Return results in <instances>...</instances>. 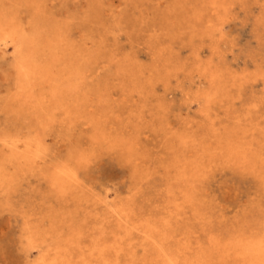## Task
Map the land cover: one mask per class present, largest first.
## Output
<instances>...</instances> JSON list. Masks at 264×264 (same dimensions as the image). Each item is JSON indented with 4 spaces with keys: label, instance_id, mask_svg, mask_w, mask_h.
I'll use <instances>...</instances> for the list:
<instances>
[{
    "label": "rangeland",
    "instance_id": "1",
    "mask_svg": "<svg viewBox=\"0 0 264 264\" xmlns=\"http://www.w3.org/2000/svg\"><path fill=\"white\" fill-rule=\"evenodd\" d=\"M208 1L0 0V264H41L42 256L54 258L58 248L69 249L76 264H113L118 258L111 248L121 239L128 252L131 239L138 244L141 259L143 234L125 232L149 218L158 226L167 218L165 229L178 237L176 246L189 243L190 258L204 254L215 264H249L240 256V241L264 239V0H217L218 15ZM12 21L41 35L36 45L43 48L45 76L33 93L20 92L19 54L13 45H2ZM67 72L79 76L76 91H66ZM61 167L73 169L77 178L63 190L54 184ZM188 190L191 201L184 195ZM213 239L218 245L211 253ZM106 245L110 250L101 257L98 249ZM125 258L123 253L121 262Z\"/></svg>",
    "mask_w": 264,
    "mask_h": 264
},
{
    "label": "bare ground",
    "instance_id": "2",
    "mask_svg": "<svg viewBox=\"0 0 264 264\" xmlns=\"http://www.w3.org/2000/svg\"><path fill=\"white\" fill-rule=\"evenodd\" d=\"M115 1V0H114ZM200 1V0H199ZM202 1V0H201ZM123 2V1H122ZM186 2H187V0H186ZM193 2V1H192ZM206 2H207V0H206ZM205 2V3H206ZM257 2H258V0H257ZM161 3H163V2H161ZM166 3V2H165ZM168 4H169V2H167ZM166 3V4H167ZM171 3V2H170ZM208 3L213 7L212 9H215V11H214V13L216 12L217 13V15H218V11H219V9H221V6L220 5H218V3H217V0H209L208 1ZM222 3V2H221ZM243 3V2H242ZM247 3V2H246ZM259 3V2H258ZM257 3V4H258ZM264 3V2H263ZM160 4V3H159ZM165 4V5H166ZM195 5V4H194ZM218 5V6H217ZM224 5V4H223ZM238 5V4H237ZM262 5V4H261ZM264 5V4H263ZM262 5V6H263ZM192 6V5H191ZM205 6V5H204ZM227 6H228V4H227ZM244 6V5H243ZM261 6V7H262ZM123 7V6H122ZM127 7V6H126ZM167 7V6H166ZM171 7H173V6H171ZM234 7V6H233ZM259 7V6H258ZM134 8V7H133ZM140 8V7H139ZM148 8V7H147ZM177 8H179V7H177ZM252 8V7H251ZM260 8V7H259ZM155 9V8H154ZM172 9V8H171ZM179 9H181L182 10V12L183 11H186V10H183L182 8H179ZM211 9V8H210ZM209 9V10H210ZM234 10H236L235 8H233ZM241 9V8H240ZM136 10V9H135ZM158 9H157V7H156V11H157ZM177 10V9H176ZM203 10V9H202ZM206 10V9H205ZM208 10V9H207ZM232 10V9H231ZM129 11H131V10H129ZM159 11V10H158ZM157 11V12H158ZM223 11H224V9H223ZM226 11V10H225ZM141 12V11H140ZM152 12V11H151ZM207 12V11H206ZM209 12V11H208ZM137 13V12H136ZM153 13V12H152ZM172 13H173V11H172ZM210 13H212V11L210 12ZM26 14V13H25ZM167 14V13H166ZM191 14V13H190ZM223 14V13H222ZM27 15V14H26ZM211 15V14H210ZM214 15V14H213ZM138 16V15H137ZM136 16V17H137ZM159 16H161V15H159ZM209 16V15H208ZM262 16V15H261ZM40 17V16H39ZM125 17V16H124ZM147 17V16H146ZM202 17H203V15H202ZM205 17V16H204ZM118 18V17H117ZM126 18V17H125ZM124 18V19H125ZM159 18V17H158ZM182 19H183V17H181ZM208 18V17H207ZM214 18L215 19H217L216 18V16H214ZM137 19V18H136ZM138 19H140L141 20V18H138ZM195 19V18H194ZM205 18H203L202 20H204ZM229 19H231V21H232V18H229ZM114 20V19H113ZM168 20V19H167ZM201 20V19H200ZM212 20V19H211ZM119 21V20H118ZM122 21H124V20H122ZM206 21H208V20H206ZM237 21V20H236ZM135 22V20L133 21V23ZM139 22V21H138ZM148 22V21H147ZM203 22V21H202ZM214 22V21H213ZM109 23H110V21H109ZM111 23H112V21H111ZM117 23V22H116ZM137 23V22H136ZM140 23V22H139ZM138 23V25H140ZM153 23V22H152ZM199 23V22H198ZM208 22H206V24H207ZM215 23V22H214ZM217 23H218V19H217ZM236 23V22H235ZM113 24V23H112ZM118 24V23H117ZM150 24V23H149ZM155 24V23H154ZM168 24V23H167ZM182 24V23H181ZM202 24V23H201ZM256 24V23H255ZM137 25V24H136ZM158 25V24H157ZM188 25V24H187ZM204 25V24H203ZM216 25V24H215ZM145 26V25H144ZM155 26V25H154ZM163 26V25H162ZM212 26V25H211ZM214 26V25H213ZM220 26V25H219ZM114 27H115V25H114ZM114 27H112V30H114ZM138 27V26H137ZM164 27V26H163ZM169 27V26H168ZM171 27V26H170ZM175 27V26H174ZM184 27V26H183ZM187 27V26H186ZM8 29V31H7V33L5 34V37H4V41H3V43H2V45L4 46V47H7L8 48V45L9 44H11V45H13L14 46V48H15V51L19 54V60H18V64H17V66H16V68H17V73H18V79H19V90H20V92L21 93H23L24 92V90H26L27 89V93L28 92H30V93H33L32 91L34 90V86H35V82L37 81V79H43L44 78V74L43 75H41V69H42V65H41V63H40V59H39V57H41L42 56V53H41V51H42V45L40 44V47H39V50L37 49V45H36V40H38V37H40V36H38L37 37V35L36 34H32V35H30V34H28L27 33V31L26 30H24V29H18L17 28V25H16V23L15 22H11L10 24H9V26L7 27ZM144 28V27H143ZM165 28V27H164ZM182 28V27H181ZM180 28V29H181ZM208 28H210L209 26H208ZM216 28H218V27H216ZM117 29V28H116ZM115 29V30H116ZM128 29H130V28H128ZM158 29V28H157ZM172 28H170V30H171ZM183 29V28H182ZM219 29V28H218ZM223 29V28H222ZM114 30V31H115ZM148 30V29H147ZM165 31H167L166 29H164ZM163 30V31H164ZM175 30V29H174ZM184 30V29H183ZM123 31V30H122ZM135 31V30H134ZM177 31V30H176ZM175 31V32H176ZM186 31V30H185ZM210 31V30H209ZM211 31H213V30H211ZM259 31V30H258ZM126 32V31H125ZM136 32V31H135ZM161 33H162V30L160 31ZM172 32H173V30H172ZM172 32H169V33H172ZM206 32V31H205ZM224 32H225V30H224ZM226 32H228V31H226ZM112 33V32H111ZM139 33V32H138ZM154 33V32H153ZM165 33V32H164ZM178 33V32H177ZM199 33V32H198ZM202 33V32H201ZM200 33V34H201ZM213 32H211V34H212ZM217 33V32H216ZM264 33V32H263ZM157 34H158V32H157ZM168 34V33H167ZM186 34V33H185ZM214 34V33H213ZM213 34H212V36H213ZM95 35H96V33H95ZM121 35V34H120ZM124 35V34H123ZM135 35V34H134ZM150 35V34H149ZM171 35V34H170ZM173 35H175L174 34V32H173ZM209 35V34H208ZM228 35H230V33L228 34ZM97 36V35H96ZM153 36H155V35H153ZM163 36L164 35H161V37L163 38ZM185 36V35H184ZM215 36V35H214ZM233 36V35H232ZM112 37V36H111ZM120 37V36H119ZM122 37V36H121ZM120 37V38H121ZM148 37V36H147ZM166 37H167V35H166ZM201 37V36H200ZM209 37H211V35L209 36ZM216 37V36H215ZM220 37V36H219ZM221 37H222V35H221ZM234 37V36H233ZM259 37H260V35H259ZM108 38V37H107ZM125 38V37H124ZM123 38V39H124ZM133 38H134V36H133ZM149 38H151L150 36H149ZM157 38H158V36H157ZM187 38V37H186ZM191 38V37H190ZM202 38V37H201ZM232 38V37H231ZM263 37H261V39H262ZM111 39V38H110ZM155 39V38H154ZM160 39V38H159ZM177 40H178V38H176ZM181 39V38H180ZM212 39H213V37H212ZM216 39V38H215ZM214 39V40H215ZM223 39V38H222ZM222 39H220V40H222ZM232 39H234V38H232ZM133 40V39H132ZM163 40H165V39H163ZM162 40V41H163ZM182 40V39H181ZM209 40H211V38L209 39ZM260 40V39H259ZM211 41H213V40H211ZM210 41V42H211ZM217 41V42H216ZM236 41V40H235ZM160 42V41H159ZM167 42V41H166ZM177 42V41H176ZM195 42H197V41H195ZM204 42V41H203ZM214 42V41H213ZM263 42V41H262ZM56 43V44H55ZM58 43H59V41H57V42H53V44H55L56 46H58ZM212 43V42H211ZM215 43H217L218 44V40H215ZM175 44H177V43H175ZM213 44V43H212ZM261 44V43H260ZM151 45H153V44H151ZM165 45V44H164ZM174 44H172V46H173ZM263 45V44H262ZM262 45H260V47L262 46ZM46 46V45H45ZM126 46V45H125ZM137 45H135V47H136ZM177 46H179L178 44H177ZM215 46H216V44H215ZM36 47V51H32L34 48ZM205 47V46H204ZM45 48V47H44ZM56 47H51V51H55L54 49H55ZM126 48V47H125ZM137 48V47H136ZM142 48V47H141ZM147 48V47H146ZM145 48V49H146ZM185 48V47H184ZM214 48V47H213ZM230 48V47H229ZM262 48V47H261ZM264 48V47H263ZM1 49V48H0ZM129 49V48H128ZM179 49V48H178ZM189 49V48H188ZM241 49V48H240ZM260 49V48H259ZM139 50H141V49H139ZM138 50V51H139ZM186 50V49H185ZM201 50V49H200ZM203 50H204V48H203ZM226 50V49H225ZM224 50V51H225ZM242 50V49H241ZM127 51V50H126ZM143 51V50H142ZM191 51V50H190ZM189 51V52H190ZM195 51V50H194ZM197 51V50H196ZM215 51V50H214ZM229 51V50H228ZM204 52H205V50H204ZM211 52V51H210ZM210 52H209V54H210ZM234 52V51H233ZM135 53V52H134ZM176 53V52H175ZM183 53V52H182ZM198 53L200 54V52L198 51ZM184 54V53H183ZM196 54V53H195ZM195 54H194V56H195ZM198 54V55H199ZM230 53H228V55H229ZM262 54V53H261ZM139 55V54H138ZM146 55V54H145ZM169 55V54H168ZM173 55V54H172ZM201 55V54H200ZM205 55H208V54H204V57H206ZM251 55H253V53L251 54ZM121 56V55H120ZM211 56H212V54H211ZM221 56H222V54H221ZM224 56H225V54H224ZM232 56H234V53H233V55ZM264 56V55H263ZM262 56V57H263ZM152 57V56H151ZM173 57H175V55L173 56ZM203 57V56H202ZM203 57V58H204ZM210 57V56H209ZM215 57V56H214ZM235 57V56H234ZM258 57H259V55H258ZM261 57V56H260ZM129 58V57H128ZM179 58V57H178ZM227 58V57H226ZM249 58V57H248ZM123 59H125V58H123ZM149 59V58H148ZM193 59V58H192ZM215 59V58H214ZM251 59V58H250ZM253 59V58H252ZM255 59V58H254ZM244 60V59H243ZM52 61V60H51ZM151 61V60H150ZM186 61V60H185ZM203 61V60H202ZM235 61V60H234ZM249 61V60H248ZM252 62H253V60H251ZM258 61V60H257ZM256 61V62H257ZM55 62H56V60H55ZM182 62V61H181ZM191 62V61H190ZM194 62V61H193ZM211 62V61H210ZM250 62V61H249ZM262 62H263V60H262ZM49 63V65H51V64H53L52 62L50 63V61L48 62ZM120 63V62H119ZM196 63V62H195ZM194 63V64H195ZM216 63V62H215ZM221 63V62H220ZM234 63V62H233ZM254 63V62H253ZM181 64V63H180ZM208 64V63H207ZM212 64V63H211ZM145 65V64H144ZM198 65V64H197ZM247 65V64H246ZM254 65V64H253ZM64 66V65H63ZM107 66V65H106ZM188 66H189V64H188ZM188 66H186V67H188ZM231 66H233V65H231ZM65 67V66H64ZM105 67V66H104ZM185 67V66H184ZM190 67V66H189ZM192 67V66H191ZM204 67V66H203ZM247 67V66H246ZM254 67V66H253ZM48 68L50 69V66H48ZM52 68V67H51ZM96 68H98V67H96ZM100 68H101V66H100ZM206 68V67H205ZM210 68V67H209ZM234 68V67H233ZM255 68V67H254ZM129 69V68H128ZM175 69V68H174ZM234 69H236V68H234ZM248 69V68H247ZM51 70V69H50ZM53 70V69H52ZM99 70V69H98ZM130 70V69H129ZM194 70H195V68H194ZM199 70H200V67H199ZM237 70V69H236ZM235 70V71H236ZM68 71H69V69H68ZM106 71V70H105ZM125 71V70H124ZM134 71V70H133ZM185 71V70H184ZM198 71V70H197ZM242 71V70H241ZM52 72V71H51ZM89 72H91V71H89ZM132 72V71H131ZM186 72V71H185ZM204 72V71H203ZM212 72V71H211ZM243 72V71H242ZM248 72V71H247ZM68 73V72H67ZM94 73H95V71H94ZM140 73V72H139ZM161 73V72H160ZM178 73H179V71H178ZM184 73V72H183ZM251 73H252V71H251ZM125 74H127V73H125ZM153 74V73H152ZM170 74H171V72H170ZM211 74V73H210ZM134 75V74H133ZM154 75V74H153ZM156 75H158V74H156ZM183 75V74H182ZM222 75V74H221ZM239 75V74H238ZM85 76V75H84ZM125 76V75H124ZM145 76H146V74H145ZM184 76V75H183ZM212 76V75H211ZM216 76L217 75H215V74H213V76H212V79L215 81V79H216ZM164 77V76H163ZM176 77V76H175ZM179 77H181V76H179ZM195 77V76H194ZM251 77V76H250ZM85 78V77H84ZM97 78H98V76H97ZM140 78H141V76H140ZM143 78V77H142ZM186 78V77H185ZM99 79V78H98ZM102 79V78H101ZM115 79V78H114ZM138 79V78H137ZM162 79V78H161ZM180 79V78H179ZM187 79V78H186ZM85 80V79H84ZM96 80V79H95ZM168 80V79H167ZM181 80V79H180ZM229 80V79H228ZM240 80V79H239ZM260 80V79H259ZM82 81V80H81ZM94 81V80H93ZM101 81H103V80H101ZM114 81V80H113ZM173 81H175V80H173ZM197 81V80H196ZM206 81V80H205ZM209 81V80H208ZM211 81V80H210ZM248 81V80H247ZM261 81V80H260ZM52 82V81H51ZM127 82V81H126ZM129 82V81H128ZM146 82V81H145ZM171 82H172V80H171ZM198 82V81H197ZM57 83V82H56ZM65 84H66V86H67V89H66V91L67 92H72V91H76L77 90V88H80V87H78V84H79V76H77L76 74H70V73H68V76H67V81H65L64 82ZM88 83V82H87ZM113 83V82H112ZM163 83V82H162ZM194 83V82H193ZM200 83V82H199ZM241 83V82H240ZM247 83V82H246ZM257 83V82H256ZM258 83H259V81H258ZM261 83V82H260ZM40 84V83H39ZM62 84V83H61ZM146 84V83H145ZM148 84V83H147ZM157 84V83H156ZM166 84V83H165ZM262 84H263V82H262ZM54 85H57V84H54ZM58 85H60L59 83H58ZM92 85V84H91ZM101 85V84H100ZM124 85H126V84H124ZM164 85V84H163ZM209 85V84H208ZM212 85V84H211ZM255 85V84H254ZM264 85V84H263ZM41 86V85H40ZM117 86V85H116ZM119 86V85H118ZM129 86H130V84H129ZM147 86V85H146ZM203 86V85H202ZM246 87H248L247 85H245ZM102 87V86H101ZM110 87V86H109ZM127 87V86H126ZM132 87V86H131ZM134 87V86H133ZM158 87V86H157ZM186 87V86H185ZM209 87V86H208ZM44 88H45V86H44ZM97 88V87H96ZM161 88V87H160ZM194 88V87H193ZM210 88V87H209ZM251 88V87H250ZM253 88H255V87H253ZM46 89V88H45ZM98 89V88H97ZM174 89V88H173ZM118 90V89H117ZM160 90V89H159ZM178 90V89H177ZM203 90V89H202ZM54 91H56V89L54 90ZM83 92H84V90H82ZM81 91V92H82ZM128 91H130V89L129 90H127V92ZM173 91H175V90H173ZM179 91V90H178ZM180 91H182V90H180ZM45 92V91H44ZM48 93H49V91H47ZM51 92V91H50ZM114 92V91H113ZM158 92V91H157ZM160 92H162L161 90H160ZM176 92V91H175ZM192 92V91H191ZM56 93V92H55ZM168 93V92H167ZM180 93V92H179ZM46 94V93H45ZM104 94V93H103ZM130 94V93H129ZM174 94V93H173ZM67 96H68V94H66ZM74 95V94H73ZM204 95V94H203ZM210 95V94H209ZM227 95V94H226ZM245 95H246V93H245ZM92 96H93V94H92ZM116 96V95H115ZM182 96V95H181ZM185 96V95H184ZM198 96H200V95H198ZM213 96V95H212ZM224 96V95H223ZM112 97V96H111ZM204 97H206V96H204ZM210 97V96H209ZM71 98V97H70ZM156 98V97H155ZM160 98V97H159ZM166 98H167V96H166ZM199 98H201V97H199ZM227 98V97H226ZM243 98V97H242ZM245 98V97H244ZM256 99V98H255ZM89 100H91V99H89ZM220 100V99H219ZM251 100V99H250ZM117 101V100H116ZM156 101V100H155ZM169 101V100H168ZM172 101V100H171ZM242 101V100H241ZM245 101V100H244ZM243 101V102H244ZM97 102V101H96ZM113 102V101H112ZM157 102V101H156ZM194 102V101H193ZM246 102H247V99H246ZM119 103V102H118ZM123 103V102H122ZM189 103V102H188ZM187 103V104H188ZM141 104V103H140ZM145 104V103H144ZM171 104V103H170ZM190 104V103H189ZM235 104H236V102H235ZM239 104V103H238ZM241 104V103H240ZM93 105V104H92ZM257 105V104H256ZM260 105H262V104H260ZM130 106V105H129ZM132 106V105H131ZM193 106V105H192ZM65 107V106H64ZM68 107V106H67ZM103 107V106H102ZM162 108H163V105L161 106ZM174 107V106H173ZM172 107V108H173ZM194 107V106H193ZM217 107H219V106H217ZM129 108V107H128ZM159 108V107H158ZM174 108H176V107H174ZM237 108V107H236ZM262 109H263V107H261ZM130 109V108H129ZM148 109V108H147ZM154 110H155V108H153ZM261 109V110H262ZM150 110V109H149ZM71 111V110H70ZM152 111V110H151ZM166 111V110H165ZM255 111V110H254ZM259 111H260V109H259ZM149 112V111H148ZM183 112V111H182ZM186 112V111H185ZM191 111L189 110V113H190ZM245 112H247L246 110H245ZM262 112V111H261ZM104 113V112H103ZM192 113V112H191ZM57 114V113H56ZM131 114H132V112H131ZM212 114V113H211ZM262 114H263V112H262ZM153 115V114H152ZM157 115V114H156ZM172 116H171V118H173V113L171 114ZM135 116H136V114H135ZM141 116V115H140ZM214 116V115H213ZM243 116V115H242ZM131 117V116H130ZM170 118V117H169ZM213 118V117H212ZM140 119V118H139ZM143 119H144V117H143ZM161 119V118H160ZM10 120H11V118H10ZM145 120V119H144ZM162 120V119H161ZM164 120V119H163ZM176 120H178V119H176ZM147 121V120H146ZM223 121V120H222ZM227 121V120H226ZM164 122H165V120H164ZM163 122V123H164ZM172 122V121H171ZM259 122V121H258ZM262 122H264V119H263V121ZM138 123V122H137ZM177 123H178V121H177ZM183 123H184V120H183ZM196 123V122H195ZM253 123V122H252ZM156 124V123H155ZM162 124V123H161ZM173 124H174V122H173ZM259 124H261V121H260V123ZM119 125V124H118ZM138 125V124H137ZM160 125V124H159ZM164 125V124H163ZM217 125H218V123H217ZM184 126V125H183ZM194 126V125H193ZM225 126V125H224ZM56 127V126H55ZM76 127H78V125L76 126ZM101 127V126H100ZM118 127V126H117ZM138 127V126H137ZM168 127V126H167ZM189 127V126H188ZM187 127V128H188ZM149 128V127H148ZM151 129V128H150ZM164 129V128H163ZM186 129V128H185ZM238 129V128H237ZM236 130V129H235ZM250 130V129H249ZM263 130V129H262ZM147 131H148V129H147ZM165 131V130H164ZM200 131V130H199ZM202 131V130H201ZM232 131V130H231ZM88 132V131H87ZM154 132V131H153ZM244 132V131H243ZM250 132V131H249ZM145 133V132H144ZM150 135L152 134V132L150 133V132H148ZM159 133V132H158ZM201 133V132H200ZM218 133V132H217ZM161 135H162V133H160ZM152 135H154V134H152ZM156 135V134H155ZM168 135V134H167ZM175 135V134H174ZM253 135V134H252ZM254 135H255V133H254ZM25 136V135H24ZM171 136V135H170ZM173 136V135H172ZM176 136V135H175ZM251 136V135H250ZM84 137V136H83ZM155 137V136H154ZM165 137V136H164ZM174 137V136H173ZM179 137V136H178ZM24 138V137H23ZM142 138V137H141ZM158 138V137H157ZM229 138V137H228ZM250 138V137H249ZM25 139V138H24ZM162 139V138H161ZM168 139V138H167ZM172 139V138H171ZM170 139V140H171ZM234 139V138H233ZM261 139H263V138H261ZM142 140V139H141ZM195 140V139H194ZM222 140V139H221ZM225 140V139H224ZM249 140V139H248ZM254 140H255V138H254ZM69 141V140H68ZM137 141V140H136ZM143 141V140H142ZM146 141V140H145ZM148 141H150V140H148ZM153 141V140H152ZM158 140H156V142H157ZM162 141V140H161ZM179 141H180V139H179ZM223 141V140H222ZM228 141V140H227ZM27 142V141H26ZM54 142V141H53ZM106 142V141H105ZM126 142V141H125ZM124 142V143H125ZM144 142V141H143ZM147 142V141H146ZM262 142H264V140L262 141ZM84 143V142H83ZM151 143V144H150ZM150 143H148V144H150V145H154L151 141H150ZM165 143V142H164ZM229 143V142H228ZM247 143H249V142H247ZM257 143V142H256ZM80 144V143H79ZM159 144H160V141H159ZM163 144V143H162ZM161 144V145H162ZM252 144V143H251ZM255 144V143H254ZM260 144V143H259ZM83 145V144H82ZM87 145V144H86ZM140 145V144H139ZM149 145V146H150ZM175 145V144H174ZM236 145H238V144H236ZM245 145H247V144H245ZM249 145V144H248ZM253 145V144H252ZM251 145V146H252ZM84 146V145H83ZM112 146V145H111ZM209 146V145H208ZM243 146V145H242ZM264 146V145H263ZM150 147H152V146H150ZM224 147V146H223ZM260 146L258 145V147H256L255 149L256 150H258L257 148H259ZM112 148H113V146H112ZM121 148V147H120ZM238 148V147H237ZM155 149V148H154ZM156 149H157V146H156ZM195 149V148H194ZM240 149V148H239ZM248 149V148H247ZM250 150H251V148H249ZM90 150V149H89ZM102 150H104V149H102ZM159 150H161V147H160V149ZM207 150V149H206ZM252 150H253V147H252ZM50 151V153H51V150H49ZM125 151V150H124ZM172 151V150H171ZM214 151V150H213ZM212 151V152H213ZM231 151V153H234L235 151H236V149H231L230 150ZM238 151V150H237ZM260 151V150H259ZM125 152H127V151H125ZM155 151H153V153H154ZM43 153V152H42ZM94 153V152H93ZM108 153V152H107ZM156 153H158V152H156ZM160 153V152H159ZM215 153V152H214ZM219 153V152H218ZM236 153V152H235ZM253 153H254V150H253ZM102 154V153H101ZM209 154V153H208ZM225 154V153H224ZM186 155V154H185ZM47 156V155H46ZM50 156H52V155H50ZM114 156V155H113ZM208 156V155H207ZM188 157H189V155H188ZM196 157V156H195ZM209 157V156H208ZM222 157V156H221ZM247 158H249V157H247ZM254 158V157H253ZM53 159V158H52ZM153 160H155V157L154 158H152ZM174 159V158H173ZM189 159V158H188ZM225 159H226V157H225ZM232 159H234L233 157H232ZM250 159V158H249ZM255 159V158H254ZM48 160V159H47ZM157 161H158V159H156ZM155 160V161H156ZM228 160V159H227ZM226 160V161H227ZM251 160V159H250ZM50 161V160H49ZM195 161V160H194ZM203 161V160H202ZM151 162H152V160H151ZM196 162V161H195ZM204 162V161H203ZM234 162V161H233ZM92 163V162H91ZM227 163V162H226ZM85 164V163H84ZM153 165V164H152ZM170 166V165H169ZM209 166V165H208ZM207 166V167H208ZM204 167V166H203ZM227 167V166H226ZM262 167V166H261ZM202 168V167H201ZM76 169V168H75ZM79 169V168H78ZM192 169V168H191ZM258 169V168H257ZM162 170V169H161ZM229 170V169H228ZM220 171H221V169H220ZM224 171V170H223ZM233 171V170H232ZM79 172V171H78ZM229 172H230V170H229ZM247 172H248V170H247ZM250 172V171H249ZM84 173V172H83ZM216 173V172H215ZM214 174V173H213ZM82 175V174H81ZM126 175V174H125ZM198 175V174H197ZM76 176V173H75V171L73 170V169H70V168H68V167H61L58 171H56L55 172V175H54V184H56V185H58V187L61 189V190H63V189H66L67 187H69L70 186V184H71V182L72 181H74V179H75V181H77V178L75 177ZM79 176V175H78ZM213 176V175H212ZM86 177V176H85ZM264 177V176H263ZM115 178V177H114ZM124 178V177H123ZM127 178V177H126ZM251 178V177H250ZM50 179V178H49ZM85 179V178H84ZM106 179V178H105ZM209 179H210V177H209ZM223 179V178H222ZM86 180V179H85ZM124 180V179H123ZM153 180V179H152ZM36 181V180H35ZM126 181V180H125ZM197 181V180H196ZM89 182V181H88ZM123 182V184L125 183L124 181H122ZM128 182V181H127ZM153 182V181H152ZM158 182V181H157ZM258 182V181H257ZM261 183V182H260ZM85 184H87V183H85ZM104 184V183H103ZM259 184V183H258ZM107 185H108V183H107ZM157 185V184H156ZM261 184H259L258 186H260ZM50 186V185H49ZM122 186V185H121ZM157 186H159V185H157ZM214 186V185H213ZM106 187V186H105ZM49 188V187H48ZM259 188V187H258ZM204 190V189H203ZM264 190V189H263ZM112 191V190H111ZM120 191H121V189H120ZM120 191H119V193H120ZM118 192V191H117ZM127 192V191H126ZM191 192H193V191H186V192H184V195L186 196V198L188 199V200H192V198H194V195L193 194H191ZM233 192V191H232ZM261 190H259V192L257 191L256 193H259V194H261ZM53 193H54V191H53ZM67 193V192H66ZM198 193V192H197ZM206 193V192H205ZM68 194V193H67ZM263 194V193H262ZM122 195V194H121ZM204 195V194H203ZM231 195V194H230ZM71 196V195H70ZM117 196V195H116ZM123 196V195H122ZM112 197V196H111ZM119 197H121V196H119ZM255 197V196H254ZM115 198V197H114ZM259 198V197H258ZM263 198V197H262ZM107 199V198H106ZM112 199V198H111ZM116 199V198H115ZM204 199V197L202 198V199H199V200H201V202H203L202 200ZM254 199V198H253ZM204 200H206V199H204ZM258 200V199H257ZM76 201V200H75ZM109 201V200H108ZM186 201V200H185ZM259 201H261L260 199H259ZM96 202V201H95ZM189 202V201H188ZM187 202V203H188ZM201 202H199L198 201V203H201ZM256 202L257 201H255L254 203L256 204ZM197 203V202H196ZM203 203H205V205H206V203H209V202H203ZM202 203V204H203ZM96 204V203H95ZM100 204V203H99ZM107 204H108V202H107ZM146 204V203H145ZM195 204V203H194ZM255 204H253V205H255ZM260 204V203H259ZM262 204V203H261ZM105 205V204H104ZM110 205V204H109ZM131 205V204H130ZM149 205V204H148ZM95 206V205H94ZM106 206V205H105ZM111 206H113L112 205V203H111ZM208 206H210V204L209 205H207V207ZM211 206H214V205H211ZM211 206H210V208H211ZM257 206H258V204H257ZM260 206V205H259ZM259 206H258V208H259ZM96 207V206H95ZM125 207V206H124ZM129 207V206H128ZM127 207V208H128ZM178 207H179V209H180V205H178L177 204V209H178ZM202 207V206H201ZM200 207V208H201ZM206 207V206H205ZM261 207V206H260ZM113 208V207H112ZM130 208V207H129ZM199 208V207H198ZM197 208V209H198ZM257 208V209H258ZM94 209V208H93ZM130 210V209H129ZM157 210V209H156ZM199 210V209H198ZM116 211V210H115ZM131 211V210H130ZM133 211V210H132ZM168 211V210H167ZM216 211V210H215ZM247 210L245 209V212H246ZM93 212V211H92ZM194 212V211H193ZM211 212H213V211H211ZM255 212H256V210H255ZM254 212V213H255ZM94 214H95V212H93ZM155 213V212H154ZM198 213H200V212H198ZM209 213V212H208ZM249 213V212H248ZM262 213V212H261ZM119 214V213H118ZM210 214V213H209ZM245 214V213H244ZM247 214V213H246ZM97 215V214H96ZM95 215V216H96ZM156 215V214H155ZM185 215V214H184ZM191 215V214H190ZM202 215V214H201ZM212 215V214H211ZM210 215V216H211ZM218 215V214H217ZM217 215H215L214 217H216ZM249 216H250V214H248ZM247 215V216H248ZM254 215V214H253ZM90 216V215H89ZM238 216V215H237ZM259 216H260V214H259ZM262 216H263V214H262ZM97 217V216H96ZM95 217V218H96ZM147 217V216H146ZM191 217V216H190ZM198 217V216H197ZM218 217V216H217ZM225 216L223 215V218H224ZM240 217V216H239ZM251 217H252V215H251ZM255 217V216H254ZM261 217V216H260ZM259 217V218H260ZM73 218V217H72ZM79 218V217H78ZM203 218V217H202ZM227 218V217H226ZM263 218V217H262ZM261 218V219H262ZM123 219H125L124 218V215H123ZM192 219H194L193 218V216H192ZM199 219V218H198ZM206 219V218H205ZM212 219H213V215H212ZM217 219V218H216ZM219 219V218H218ZM237 219V218H236ZM235 219V220H236ZM244 219V218H243ZM249 219V218H248ZM227 220V219H226ZM239 220H241L240 218H239ZM250 220V219H249ZM260 220V219H259ZM237 221V220H236ZM243 221V220H242ZM255 221V220H254ZM225 222V221H224ZM240 222V221H239ZM91 223V222H90ZM131 222L129 221V220H127V224H130ZM198 223V222H197ZM197 223H195L196 224V226L195 227H197L198 225H197ZM208 223V222H207ZM226 223V222H225ZM232 223V222H231ZM237 223V222H236ZM244 223V222H243ZM259 223V222H258ZM82 224V223H81ZM169 224H170V221H168V219L167 218H163L162 219V222H161V224L158 226V225H156V224H154L152 221H151V219L149 218V219H146L144 222H143V224L142 225H137V224H130V227L128 228V229H126V236L127 237H131L134 233H135V231H139L140 233H142L143 234V237H144V242L140 245V247H143V251H144V255H143V257L141 258V259H139L138 257L136 258V251H137V249H136V247L138 246V244L136 245V244H134L133 243V241H132V239H131V241H130V243H128L127 245L129 246V248H130V250H129V252L128 251H126V247L123 245L125 242H121L122 241V239H121V241L119 242V244L114 248V247H112L111 248V250L112 249H114L115 250V254H116V256H117V258L118 259H113V260H115L114 261V263L113 264H215L214 263V258L213 259H211V258H209V257H205V256H203L204 254H202V255H196V256H194L193 258H190V256L188 257V255H189V249H190V246H189V243L188 244H184V245H180V246H176L175 244H174V239L176 238H178V237H175L174 236V231H168L167 229H165V227H167V226H169ZM195 224H192V226H194ZM200 224V223H199ZM218 224V223H217ZM216 224V225H217ZM235 224V223H234ZM239 224V223H238ZM255 224H257V223H255ZM215 225V224H214ZM231 226V224L229 223L228 224V226ZM247 225V224H246ZM251 225V224H250ZM249 225V226H250ZM258 225V224H257ZM262 225V224H261ZM99 226V225H98ZM201 226V225H200ZM226 226V225H225ZM233 226V225H232ZM248 226V227H249ZM255 227H256V225H254ZM209 227V226H208ZM219 227H221V223H220V225L218 226V228L217 229H219ZM233 227H235V226H233ZM237 227V226H236ZM241 227V231H242V227L244 228V224H243V226H240ZM246 227V226H245ZM254 227V228H255ZM259 227H260V225H259ZM262 227V226H261ZM260 227V228H261ZM80 228V227H79ZM92 228H94V227H92ZM202 228H203V226H202ZM211 228V227H210ZM232 228V227H231ZM75 229V228H74ZM189 229V228H188ZM193 229V228H192ZM204 229V228H203ZM226 229L228 230V228L226 227ZM82 230V229H81ZM99 230V229H98ZM98 230H96V231H98ZM101 230V229H100ZM232 231H234V229L232 228L231 229ZM243 230H246V228H244ZM256 230H259V229H257L256 228ZM262 230V229H261ZM93 231V230H92ZM121 231V230H120ZM197 231V230H196ZM222 231V230H221ZM235 231H236V229H235ZM252 231V230H251ZM58 232V231H57ZM91 232V231H90ZM107 232V231H106ZM122 232V231H121ZM191 232V231H190ZM195 232V231H194ZM210 232V231H209ZM225 232H226V230H225ZM229 232V231H228ZM227 232V233H228ZM237 232H239V231H237ZM236 232V233H237ZM258 232H261V231H258ZM263 232H264V230H263ZM263 232H261L262 234H263ZM59 233V232H58ZM61 233V232H60ZM98 233V232H97ZM96 233V234H97ZM193 233V232H192ZM192 233H191V235H192ZM198 232H196V234H197ZM240 233V232H239ZM243 233L245 234V232L243 231ZM249 233V232H248ZM25 234V233H24ZM29 234V233H28ZM56 234V233H55ZM96 234H94V235H96ZM99 234V233H98ZM123 234V233H122ZM189 234V233H188ZM207 234V233H206ZM222 234V233H221ZM235 234V233H234ZM253 234V233H252ZM201 235V234H200ZM226 235V234H225ZM260 235V234H259ZM202 236V235H201ZM204 236V235H203ZM214 236H216V235H214ZM231 236H232V234H231ZM120 237V236H119ZM228 237H230V236H228ZM243 237V236H242ZM251 237V236H250ZM253 237H254V235H253ZM51 238V237H50ZM74 238V237H73ZM76 239V238H75ZM199 239V238H198ZM233 239H235L234 237H233ZM239 239V238H238ZM80 240V239H79ZM99 240V239H98ZM115 240V239H114ZM194 240V239H193ZM200 240H201V238H200ZM242 240V239H241ZM123 241H124V239H123ZM216 240L215 239H213L212 241H211V253H213L212 252V248L214 247V246H217L218 244L215 242ZM75 242H77V241H75ZM94 242V241H93ZM177 242H178V239H177ZM203 242V241H202ZM241 242V246H240V243H239V246H240V248H241V251H239L240 252V256H241V258H244V259H248L249 260V264H264V239H262L261 237L259 238V237H256L255 239H252V241H248V240H242V241H240ZM78 243V242H77ZM114 243V242H113ZM179 243V242H178ZM225 244V243H224ZM223 243H222V245H224ZM102 245V244H101ZM179 245V244H178ZM193 245H195V243L193 244ZM230 245V244H229ZM233 245H237V243H233ZM203 246V245H202ZM220 246H221V244H220ZM219 246V247H220ZM222 247V246H221ZM231 248H232V246H230ZM100 249H98V251L100 252V254H98V255H100L101 257H102V255H104V254H106L107 253V251H109L110 250V248H109V246L108 245H106V246H104L103 248H101V247H99ZM215 248V247H214ZM224 248V247H223ZM234 248V247H233ZM92 249H93V251H94V253L95 252H97V245L96 244H94L93 246H92ZM138 249H140V248H138ZM226 249V248H225ZM230 248L228 247L226 250H229ZM238 249V248H237ZM151 250H153V253L151 254ZM217 250H220L219 248L217 249ZM223 250V249H222ZM234 251H236L235 249H233ZM88 251V250H87ZM139 251V250H138ZM233 251V252H234ZM91 252V251H90ZM141 252V251H140ZM204 252V251H203ZM226 252H228V251H226ZM46 253H48V252H46ZM56 253V252H55ZM123 253H124V255H125V257L127 256V257H129V261H128V259H127V261H126V258H125V260H123V262H121L122 260V257H123ZM225 253V252H224ZM231 254V253H230ZM229 254V255H230ZM94 255V254H93ZM97 255V254H96ZM232 255V254H231ZM230 255V256H231ZM228 256V255H227ZM235 256V255H234ZM233 256V257H234ZM237 256H238V254H237ZM50 257H52V256H50ZM91 257H92V254H91ZM113 257H115L114 255H113ZM232 257V258H233ZM239 257V256H238ZM220 258V257H219ZM74 259H76L75 257H74V255H72V253L69 251V249H64V248H58L57 249V253H56V255H55V257L54 258H51V259H49V258H47L46 256H42V259H41V264H76L75 263V261H74ZM226 259V258H225ZM229 259H230V257H229ZM83 260V259H82ZM102 260H104V258L102 259ZM222 261V260H221ZM227 261H228V259H227ZM231 261V260H230ZM235 261V260H234ZM238 261V260H237ZM83 262H85V259L83 260ZM87 262V261H86ZM89 262V261H88ZM105 262V261H104ZM108 262V261H107ZM106 262V263H107ZM98 263V262H97ZM229 263V262H228ZM227 262H226V264H228ZM235 263V262H234ZM239 263V262H238ZM238 263H235V264H238ZM78 264V263H77ZM96 264V263H95ZM100 264V263H99ZM108 264V263H107ZM219 264H221L220 262H219ZM232 264H233V262H232Z\"/></svg>",
    "mask_w": 264,
    "mask_h": 264
}]
</instances>
